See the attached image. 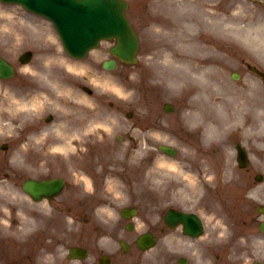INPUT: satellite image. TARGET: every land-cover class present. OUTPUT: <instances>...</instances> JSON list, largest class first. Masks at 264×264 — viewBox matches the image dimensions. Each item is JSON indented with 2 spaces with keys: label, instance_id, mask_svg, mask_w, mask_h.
<instances>
[{
  "label": "rangeland",
  "instance_id": "1",
  "mask_svg": "<svg viewBox=\"0 0 264 264\" xmlns=\"http://www.w3.org/2000/svg\"><path fill=\"white\" fill-rule=\"evenodd\" d=\"M220 1L210 0L208 4ZM131 3L128 16L140 36L139 60L134 65L118 63L110 71L103 68L102 62L112 56L110 48L115 39L102 41L88 57L76 61L66 53L47 20L17 4L0 1V53L17 66L14 78L0 79V124L6 127L0 128V223L5 227L0 229V264H93L100 243L113 242L112 224L116 219L113 212L128 199L139 205L143 216L157 220L168 207L195 211L204 216L207 224L217 226L216 235L224 233L223 227L228 225L223 211L218 213L225 208V203H238L245 209L252 204L239 183L222 182L221 192L215 188L213 196L209 193L212 189L209 176L198 173L192 161L198 146L188 127L193 119H184L191 108L189 96L193 90L178 89L177 92L176 89L174 94L153 89L143 78L145 67L151 61L149 58L157 50L154 42L159 37L153 31L155 21L159 18L170 24L169 20H174L175 15L178 18L177 13L172 15L165 10L171 5L177 11L183 9L178 14L182 17L184 13L186 17L187 12H194V0H132ZM261 6L257 0H224L218 4L221 24L231 26L229 20L247 24L252 18L256 22L260 14H264ZM239 12L242 15H238ZM232 37L234 46L241 49L245 43ZM27 49L34 51V57L23 64L19 56ZM209 49L198 52L210 56ZM238 56L233 53V70L242 63ZM67 58L80 65L69 66ZM47 73L50 76H46ZM51 80L59 83L62 92L54 89L51 92L48 88V83L53 84ZM245 80L247 78L240 83ZM66 83L73 87V95L65 90ZM84 85L91 87L93 93L85 92ZM166 101L176 105L172 113L164 111ZM54 102L57 104L52 105ZM129 112H132L131 117H128ZM49 113L55 115L50 123L45 120ZM68 116L73 119L80 116L79 125L66 120ZM16 126H20L18 130L14 129ZM34 126L37 129L31 130ZM83 133H86L84 138L91 136L107 143L103 156L109 161L126 158L125 163L99 162L98 144L81 143L82 149L76 144L62 148L65 143L62 136L69 142ZM118 135L122 136L121 140H117ZM4 142H9L8 149H1ZM161 144L176 147L177 154L173 157L165 154L159 149ZM59 150L63 154L58 153ZM163 158L178 162L182 171L168 169L172 183L165 188L157 180V165ZM185 158L191 163H184ZM126 162L136 166L129 167ZM151 165L149 184L152 185H146L141 176L134 178L135 169ZM125 168L130 171L124 176ZM54 173L64 174L69 181L64 193L55 200L36 202L23 190L27 177H46ZM114 173H121L123 178ZM187 175L190 176L187 178ZM106 195L121 197L117 200L102 198ZM75 242L86 244L94 253L83 262L70 261L68 246Z\"/></svg>",
  "mask_w": 264,
  "mask_h": 264
},
{
  "label": "bare ground",
  "instance_id": "2",
  "mask_svg": "<svg viewBox=\"0 0 264 264\" xmlns=\"http://www.w3.org/2000/svg\"><path fill=\"white\" fill-rule=\"evenodd\" d=\"M194 2V12H187L188 15L186 17H184V13L182 17H180L178 14L183 9H179V11H177V8L175 9V7H173L169 3L171 5L170 8L166 7L165 10H167V12L172 15L173 13H177L179 19L175 15L174 22L171 24H167L159 18L155 21L156 28H154L153 31L157 33L159 37L157 39L155 38L156 40L154 42V47L157 48V50L154 51L151 62L149 66H147L146 71L143 75L144 81L150 84V87H152L153 89L159 88L163 91L169 92L170 90L175 91L177 89L178 91V89H180L182 85L185 84L184 81L187 79V75L189 73H203L209 69L208 64L206 63L207 58L198 57V50L202 47H205L202 45L200 46L198 41L200 35H202L204 31H207L209 27H213L214 25H221L223 20L219 18L220 14H218L217 6L206 3L210 2V0H194ZM238 15H242V12H239ZM254 21L255 18L254 20L252 18L247 24H240L239 21L229 20L231 26H223L233 32H237L247 40L253 39L256 42H260V21ZM224 22H227V20L224 19ZM65 60L67 61L68 65L73 68H77L80 65L79 63H72L68 58ZM45 75L50 76L49 73ZM47 79L50 81L49 78ZM47 79H45L46 83L48 82ZM56 80L59 82L58 78H56ZM149 80L152 81V84ZM51 82H53V84L48 83V88L51 90V92L53 91V89L54 91L57 90L59 92H62L59 83L54 80H51ZM65 86L67 87V89L65 90H67L70 95H73V87L71 85L68 86L67 83L64 84V87ZM41 92L45 93L44 91ZM49 98L51 99L52 97ZM81 98L83 100H86L85 97ZM37 100L38 97L35 98V101ZM58 103H60V101H58ZM52 104L56 105L57 102H54ZM197 113L193 112L192 114V111H190L188 116L191 119L192 116L194 118H197ZM78 120L80 119H74V121L79 125ZM80 125L82 126V122L80 123ZM0 128L3 129L6 127L4 125H1ZM17 129L18 128H15V130ZM62 137L65 141L64 146L69 145L67 137ZM84 140L85 138L83 139V141ZM133 158L136 157L133 156ZM105 161H109V159H105ZM122 161L123 159H115V162L121 163ZM132 165L133 164L130 165V163H128L129 167H131ZM168 169H174L176 171L179 170L182 173L178 162L164 158L160 159L159 165H157V180L162 182L164 186L172 183L170 179L171 176L167 173ZM188 177L189 176L187 175V178ZM177 182H179V178L177 179Z\"/></svg>",
  "mask_w": 264,
  "mask_h": 264
},
{
  "label": "flooded vegetation",
  "instance_id": "3",
  "mask_svg": "<svg viewBox=\"0 0 264 264\" xmlns=\"http://www.w3.org/2000/svg\"><path fill=\"white\" fill-rule=\"evenodd\" d=\"M223 52H227V45H221ZM230 50V49H228ZM229 55V54H228ZM217 61V60H216ZM220 67L228 69L230 75L222 73L219 79L215 83V87L212 93L216 92V86L219 87V96L223 105H221L220 112L224 117H229L232 113H241L244 112L245 108L247 112H250V117L248 115L246 118L241 121L244 125L247 126L251 123L250 130L252 136L243 137V134H235L231 136L224 135V117L219 114H216L212 111L210 115V120L213 125L217 124V128L214 126V133L216 136V141L211 143V158L218 163L222 168L232 169L233 176L237 181L243 184L247 190H253L254 185H256V192L259 199L261 198L264 204V64L259 66V69L262 74H257L255 71H250L251 79L249 82L250 86L246 87L245 85H238L233 87L232 79V59L225 58L224 60H218ZM249 70H253L251 66L246 65ZM213 79L215 78L212 75ZM244 75L240 73V79ZM216 96L214 101H216ZM232 101L239 102L243 101L244 105L241 103H236V108H233ZM240 105L242 107H238ZM255 120V123L253 121ZM228 118L226 119L227 123ZM223 128V130H222ZM219 130L221 131L219 133ZM200 140L203 141V137H200ZM243 151L244 162L246 163L245 167L240 166L238 160L239 154L238 149ZM259 223L262 216L264 219V214L259 213ZM249 212H241L240 216L234 221V229H243L248 227L249 223ZM261 219V220H262ZM260 232L263 236L261 239L264 241V232L260 229ZM264 244V242H263ZM264 254V248L262 249ZM167 249L162 248V261L163 264H168ZM146 253L141 249L134 246V256L132 259V264H146ZM264 264V256L261 259Z\"/></svg>",
  "mask_w": 264,
  "mask_h": 264
},
{
  "label": "water",
  "instance_id": "4",
  "mask_svg": "<svg viewBox=\"0 0 264 264\" xmlns=\"http://www.w3.org/2000/svg\"><path fill=\"white\" fill-rule=\"evenodd\" d=\"M25 2L29 6L38 5L40 1L43 3V8L47 14H49L57 23V26L64 37V40L69 48L70 52L76 56H84L88 49L98 43L101 36L117 35L119 39L118 45H116L112 51L120 58L128 61L135 60L134 54L138 49V37L132 30L128 20L123 15L124 3L117 0H109V3H114L117 14H113L112 6L110 4H96L94 8L86 6L84 4L66 3L64 6L55 5L49 7L53 2H44L45 0H20ZM74 1V0H70ZM83 9H92L96 11L97 16L102 18L98 24L97 21L89 22L85 21V15L82 13ZM103 22V23H102ZM107 32V33H105ZM93 34V35H92ZM29 56V55H28ZM114 66L112 63H107V67ZM12 74L13 69L6 64L3 59L0 58V74ZM172 109V107H167ZM166 151L174 153V150L170 147H163ZM38 186L40 193L34 191V186ZM62 187L60 181L52 180L51 182H36L34 180H28L25 183V188L35 198H40L44 193L52 195V192H57ZM176 217L186 218L194 220L200 225L199 220L193 215L182 214L175 212Z\"/></svg>",
  "mask_w": 264,
  "mask_h": 264
}]
</instances>
